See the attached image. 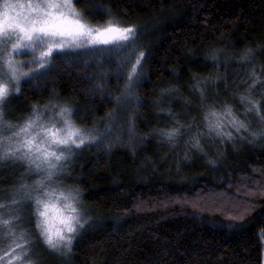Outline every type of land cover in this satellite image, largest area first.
<instances>
[{
    "label": "trees",
    "instance_id": "1",
    "mask_svg": "<svg viewBox=\"0 0 264 264\" xmlns=\"http://www.w3.org/2000/svg\"><path fill=\"white\" fill-rule=\"evenodd\" d=\"M73 2L90 24L134 27V58L144 57L124 120L116 107L122 82L108 74L115 59L85 65L56 55L32 82L39 92L22 85L15 114L48 102L77 109L72 119L83 128L110 124L75 164L73 186L88 223L62 264H262L264 197H238L232 206L203 200L234 196L264 178V136L253 135L264 133V120L256 116L250 131L237 133L224 115L239 102L264 101V0ZM99 66L103 74L94 76ZM212 111L233 140L209 132ZM176 128L175 143L161 135ZM196 139L202 151L191 146Z\"/></svg>",
    "mask_w": 264,
    "mask_h": 264
},
{
    "label": "snow or ice",
    "instance_id": "2",
    "mask_svg": "<svg viewBox=\"0 0 264 264\" xmlns=\"http://www.w3.org/2000/svg\"><path fill=\"white\" fill-rule=\"evenodd\" d=\"M137 39V31L131 26L121 27L111 20L104 27H93L84 22L82 15L75 10L73 0H37V2L29 0L26 4L3 0L0 3V58L6 55L7 59L0 63V125L4 123V105L9 102L8 97L13 91L15 93L20 92L21 79L31 80L36 78L38 74H43L49 70L55 58L54 53H68L87 49L104 53L115 52L119 55L121 52L132 49ZM9 44L10 49L7 47ZM37 52H39L38 56L36 55ZM28 55L32 56L33 59L17 63L16 57ZM143 57L144 53L141 51L127 75L125 98L130 101H135L132 89L143 71L141 63ZM248 58V56L244 57V59ZM212 59L215 60L216 57L213 56ZM37 64L39 65L38 68L35 67ZM127 66V61L123 60L121 68ZM25 67H31L32 71H23ZM201 95H203L202 92ZM245 100H247V97H241L242 102ZM248 103L251 104V107L247 111H255L260 119L264 120V115L260 113L259 102L249 100ZM55 107L53 105V108ZM33 112L36 113V110L33 109ZM43 115V113L35 114L34 118H30L19 131L13 133V136L20 137L22 133L27 135L30 129L35 127L40 129L35 136L27 140H20L18 147L5 148L3 147V140H0V165L4 161H24L27 163L30 173L46 174L43 179L37 181L34 188L24 193L23 198L34 199L35 204L38 206L36 228L47 248L60 252L63 247L66 252L70 253L75 236L79 235V230L83 229L88 221L81 222L78 216L62 217L61 222L64 227L57 229L55 233L48 226L50 204L41 198L50 195V192L46 190L45 180L52 182L54 176L58 177L59 172L65 167L59 162L68 159L64 155V151L57 154V151L51 150V148L55 145L56 148H62L71 153L73 146L80 149L86 143H93L97 138L87 136L81 129L74 126L70 108L62 107L59 110L58 115L61 117L62 128H57L55 123H51V126L42 123ZM224 115L226 118H230L227 122L237 133L241 129L248 131V126L237 119L231 107L225 109ZM209 116L212 119H209ZM209 116H206L205 120L208 121L207 127L210 133L215 132L217 136H223L229 141L234 139L232 132L223 131L224 124L217 112L212 111ZM8 127L11 128L12 125H8ZM2 135L3 129L0 128V136ZM161 135L166 137L169 142L175 143L181 132L179 128H176L171 131H161ZM253 135L259 138L264 136V133H254ZM4 139L10 140L11 138L5 137ZM38 139L40 143H36ZM41 144H45L47 147L42 148ZM191 146L197 150H203L199 139H196ZM24 148L27 151L21 152V149ZM17 153L20 154L17 155ZM23 187L27 188L28 186L24 185ZM262 187H264V184H262ZM33 192L37 195L33 196ZM64 198L75 199V197L70 196ZM11 204L13 206L20 205L21 201L13 198ZM39 206H42L43 210H40ZM69 206L71 207V205ZM8 207V205L0 203V233L7 229L8 236L13 243V247L8 253L12 257L9 264H15L17 260L23 262L30 257L33 242L28 233L15 234L13 220H18V216L3 219L4 213L2 210H6ZM237 208L247 210L246 205H238ZM72 211L76 212V209L72 208ZM236 218L242 219L243 212ZM17 249H19V252H17ZM32 264H39V262L34 261Z\"/></svg>",
    "mask_w": 264,
    "mask_h": 264
},
{
    "label": "rangeland",
    "instance_id": "3",
    "mask_svg": "<svg viewBox=\"0 0 264 264\" xmlns=\"http://www.w3.org/2000/svg\"><path fill=\"white\" fill-rule=\"evenodd\" d=\"M74 1V0H73ZM3 0H0V3H2ZM14 3H28L29 0H12ZM31 2H37V0H31ZM74 6V2H73ZM75 10L80 13L76 7L74 6ZM84 19V18H83ZM84 22L88 23L86 20ZM108 22H105L101 25H93L88 23L89 25L93 27H104L107 25ZM121 26V25H119ZM138 40V39H137ZM137 43V42H136ZM136 45V44H135ZM10 49V44L7 46ZM135 51L132 49H129L126 52H121L119 55H117L115 52L113 53H104V52H96L91 50H77L75 52H71V54H74L72 58L64 53L57 52L54 53V56L57 55L61 56V59L63 60H80V62H84L86 65L88 62H99L101 60V56L109 57V60L115 59L116 60V67L114 69L109 70L110 73L109 76L116 77L119 81H121V85L118 86V90L120 92L119 102L117 104V109L120 110L121 114H123V120L125 117H127L128 108L133 105V102L136 101V84L133 86L132 91L135 95V101H130L125 98V89L127 84V75L131 71L132 65L135 63V58L133 54ZM36 55H39V52L36 53ZM56 57V58H57ZM139 57V55H138ZM136 57V58H138ZM7 59L6 55H3L2 58H0V63H3V60ZM33 57L28 56H20L16 57L17 63H22L23 61H29L32 60ZM55 59V58H54ZM123 60L127 61L128 66L126 68H121V63ZM131 61V63H130ZM78 64V63H77ZM108 64V63H107ZM106 64H103L105 66ZM36 68L39 67L37 64L35 66ZM23 71H32L31 67H25L23 68ZM108 71V72H109ZM47 73L44 72L43 74H38L36 78L27 80V78L21 79L19 87L20 92L22 89V85L24 82H31L32 86L30 87L34 91L39 92L40 88L38 83L33 84L32 82H37L40 80L41 75L44 76V74ZM103 70L100 69V66L93 71L94 76H102ZM142 74H140L139 79L141 78ZM7 79V77H5ZM139 81V80H138ZM137 81V82H138ZM29 85V84H28ZM20 92L15 93L14 91L12 94L8 97V101L4 105V123L0 125V128L3 129V135L0 136V140H3V147H11L15 148L19 146L20 140H27L32 136H35L37 132L40 131L39 127H35L33 129L29 130V133L27 135L21 134L20 137L13 136L14 132L19 131L30 118H34L35 114L43 113L42 116V123L51 126V123H55L57 128H62L63 124L61 122V117L58 115L61 106L56 105L55 103H46L43 104H32L28 105L29 108L25 109L21 114H15L16 113V103L17 98L20 97ZM253 102H259V108L261 115L264 114V101H257L252 100ZM246 103L244 106L239 102L238 105H232V111L233 114L240 113L241 117L244 118L249 124L248 128L250 131V128L252 127V122L255 119L256 114L255 111L248 112L247 109L251 107V104L248 103V101H245ZM246 104H249L247 106ZM53 105L56 107L53 108ZM72 115H75L78 113L77 109H72ZM33 109L36 110V113L33 112ZM125 115V117H124ZM249 115L251 117H249ZM248 116V117H247ZM121 118V119H122ZM107 120V121H106ZM73 121V119H72ZM108 119L106 118L101 125V127L97 128H86L81 127L73 121V124L76 128L81 129L87 136L95 137L97 138L93 143H96L98 140L101 141L105 135H107L108 132H110V124L108 125ZM8 125H12L11 128L8 127ZM115 135V133H114ZM112 136V135H111ZM5 137L11 138L10 140L4 139ZM101 139V140H100ZM36 143H40L39 139L36 141ZM42 148L47 147L45 144L40 145ZM94 147V145L86 143L84 146H82L80 149H76L74 146L72 148V152L69 153L67 150H64L62 148H56L55 145L52 146L51 150L57 151V154L60 153V151H64V155L68 157L66 160H62L59 163L65 165L64 169L59 172L58 177L54 176L53 181L49 182L45 180L46 184V190L49 192H57V193H64L65 196L75 197V199H66L64 203L71 204L73 208L76 209V212H72L69 209H66L64 207H60L58 211H60L61 215H75L78 216L81 222L85 221L86 218L84 217V208L82 204H80L79 199L76 195V191L74 189V169L76 167L75 164L79 161V158H81L86 151L91 150L90 148ZM27 149H21V152H26ZM34 151V149H33ZM20 153H17L19 155ZM55 162V161H54ZM34 167V166H33ZM44 175L46 174H38L36 172H29V168L26 162L24 161H4L2 165H0V203H3L5 205H8L9 207L6 210L3 211V219H10L13 216H18V220H13V229L16 235H19L21 232H25L30 234L32 247L30 251V257L26 258L23 262L17 260L15 261V264H32L34 261H38L39 264H62L64 260L67 259L66 257V251L61 248L60 252H55L52 250H49L47 246L42 242L43 238L39 236L38 229L36 228V223L38 219V213H37V205L33 200L24 199V193L26 191L31 190L35 187L38 180L43 179ZM260 175V174H258ZM262 184H264V178L260 181L251 182L250 186L252 188L248 187H240L239 191H234V196H227V194L223 193V195L218 194L219 192L213 193L211 195H206L205 199L203 201H212L215 204H227L232 206L231 204L237 203L238 197H255V196H263L264 197V187H262ZM27 185V188H24L23 186ZM37 193L33 192V196H36ZM13 198L20 200L21 204L13 206L11 204V201ZM42 199H45L48 201L47 197H41ZM210 202V203H212ZM244 204V203H240ZM211 205L213 208L214 206ZM247 205V204H245ZM220 206V205H217ZM40 210H43L42 206H39ZM247 210L249 209V206L247 205ZM247 210L239 209L237 211V215H240V212H243V214L247 213ZM75 223V222H74ZM67 234V233H65ZM76 237V236H75ZM13 247V243L11 238L8 236L7 229L4 230L3 233H0V264H9V261L12 259L11 256L8 255V253L11 251ZM17 252H19V249H17ZM264 264V245H263V262Z\"/></svg>",
    "mask_w": 264,
    "mask_h": 264
},
{
    "label": "clouds",
    "instance_id": "4",
    "mask_svg": "<svg viewBox=\"0 0 264 264\" xmlns=\"http://www.w3.org/2000/svg\"><path fill=\"white\" fill-rule=\"evenodd\" d=\"M64 197V193L62 194L57 192H50V195L47 196L48 202L50 204L48 209V226L54 233L57 229L64 227V224L61 222L62 217H75V215H61L60 211H58L61 206L72 211V205L64 203L66 200ZM69 205H71V207Z\"/></svg>",
    "mask_w": 264,
    "mask_h": 264
}]
</instances>
